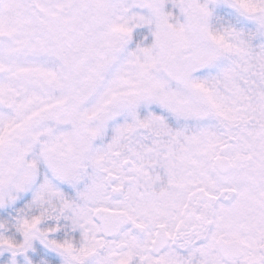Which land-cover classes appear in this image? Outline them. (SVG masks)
I'll return each mask as SVG.
<instances>
[{
  "label": "snow or ice",
  "instance_id": "6c2138e0",
  "mask_svg": "<svg viewBox=\"0 0 264 264\" xmlns=\"http://www.w3.org/2000/svg\"><path fill=\"white\" fill-rule=\"evenodd\" d=\"M0 264H264V0H0Z\"/></svg>",
  "mask_w": 264,
  "mask_h": 264
}]
</instances>
